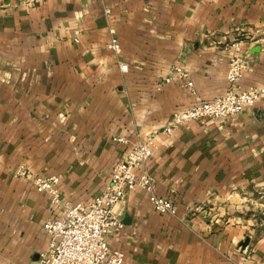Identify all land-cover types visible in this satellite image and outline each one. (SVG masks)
Wrapping results in <instances>:
<instances>
[{
	"label": "crops",
	"instance_id": "0c3cea01",
	"mask_svg": "<svg viewBox=\"0 0 264 264\" xmlns=\"http://www.w3.org/2000/svg\"><path fill=\"white\" fill-rule=\"evenodd\" d=\"M234 44L252 68L240 87L264 89V0H0V264H39L43 224L62 214L15 170L57 176L63 200L89 204L149 133L145 170L176 214L138 191L115 205L123 227L107 244L123 264H264V95L162 132L224 94ZM175 66L192 90L164 83Z\"/></svg>",
	"mask_w": 264,
	"mask_h": 264
},
{
	"label": "built area",
	"instance_id": "2783aa9c",
	"mask_svg": "<svg viewBox=\"0 0 264 264\" xmlns=\"http://www.w3.org/2000/svg\"><path fill=\"white\" fill-rule=\"evenodd\" d=\"M108 12L105 9L104 13ZM107 48L118 51L114 39L110 40ZM231 48L234 51L227 61L225 80L228 88L224 94L212 101L197 100L191 106L174 112L162 129L165 135L192 122L235 116L243 108L254 105L264 95V89L240 87L241 77L251 72L252 68L247 59L239 54L238 44ZM119 68L121 71L126 69L124 65ZM169 77L164 79V83L175 77L182 87L192 90V82L183 68H171ZM155 135L146 134L128 145L123 159L113 164L105 186L89 204L70 205L63 200L57 176L34 175L25 166L15 170V177L29 181L37 193L48 196L53 208L62 210L59 217L43 224L48 243L46 249L39 254V264H123V252L110 249L107 238L123 227L119 220L112 217V209L130 192H141L156 213L171 216L176 214V207L170 198L154 193L155 180L145 170V165L153 154ZM114 141L126 143L122 138H115Z\"/></svg>",
	"mask_w": 264,
	"mask_h": 264
}]
</instances>
